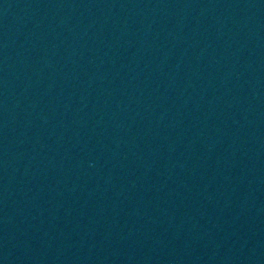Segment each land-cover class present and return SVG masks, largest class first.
<instances>
[{"label":"water","instance_id":"obj_1","mask_svg":"<svg viewBox=\"0 0 264 264\" xmlns=\"http://www.w3.org/2000/svg\"><path fill=\"white\" fill-rule=\"evenodd\" d=\"M0 264H264V0H0Z\"/></svg>","mask_w":264,"mask_h":264}]
</instances>
